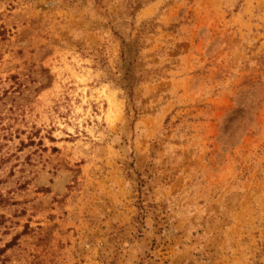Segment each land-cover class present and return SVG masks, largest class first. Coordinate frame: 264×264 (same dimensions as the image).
I'll use <instances>...</instances> for the list:
<instances>
[{
    "label": "rangeland",
    "instance_id": "obj_1",
    "mask_svg": "<svg viewBox=\"0 0 264 264\" xmlns=\"http://www.w3.org/2000/svg\"><path fill=\"white\" fill-rule=\"evenodd\" d=\"M0 264H264V0H0Z\"/></svg>",
    "mask_w": 264,
    "mask_h": 264
}]
</instances>
